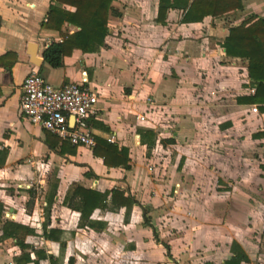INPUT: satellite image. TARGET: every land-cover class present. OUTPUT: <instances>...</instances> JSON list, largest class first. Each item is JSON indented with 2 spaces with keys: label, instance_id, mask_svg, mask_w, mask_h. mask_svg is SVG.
<instances>
[{
  "label": "crops",
  "instance_id": "0c3cea01",
  "mask_svg": "<svg viewBox=\"0 0 264 264\" xmlns=\"http://www.w3.org/2000/svg\"><path fill=\"white\" fill-rule=\"evenodd\" d=\"M158 2L114 0L104 45L73 49L53 68L42 57L62 39L41 27L50 0H0V264H22L26 253L25 264H220L232 242L248 257L240 264H264V251L256 262L254 250L256 230L264 231V170L255 163L264 136L254 137L264 111L237 101L254 93L247 61L222 46L230 27L264 19V0H240V8L196 22L182 21L184 8H169L164 23L156 21ZM76 29L65 23L61 32ZM32 68L54 86L80 83L97 93L90 129L100 147L126 151L127 168L23 117L21 83ZM241 158L248 167L238 166ZM76 186L108 193L104 205L81 217ZM171 191L177 196L164 195ZM6 224L5 231L19 226L27 247L3 237Z\"/></svg>",
  "mask_w": 264,
  "mask_h": 264
},
{
  "label": "trees",
  "instance_id": "16d2710c",
  "mask_svg": "<svg viewBox=\"0 0 264 264\" xmlns=\"http://www.w3.org/2000/svg\"><path fill=\"white\" fill-rule=\"evenodd\" d=\"M113 1L50 0L41 27L59 31L62 39L61 41H51L43 49L44 62L50 67H59L63 57L70 55L73 49H80L82 52H94L103 46L105 36L108 33L109 17L116 11L112 4ZM179 7L185 9L182 21L196 22L205 15L218 17L227 14L240 8L241 3L240 0H159L156 21L164 23L166 11L169 8ZM65 23L73 25L77 29L71 33L61 32V27ZM222 46L226 55L240 57L247 61V75L250 79V85L254 88V93L251 96L238 98L237 101L257 104L260 111H264V19L251 17L239 25L230 27L227 36L222 41ZM4 56H12L11 63L15 61L12 53L8 52ZM38 72L40 73V70ZM144 135L149 140L153 138V133L150 131H145ZM262 136H264V126L260 132L254 134V137ZM99 144L100 140L98 139L92 150L95 154L102 155L104 163L114 166L123 165L127 168L128 159L125 150H117L110 144L108 147H100ZM260 166L264 170V164H260ZM75 194L79 195L81 199L82 205L79 209L81 217H83L98 205L103 206V200L106 199L108 193L101 194L91 189L76 186ZM111 195L113 199L118 196L119 200L122 193L112 189ZM128 203H130L129 198L126 200V204ZM7 227L8 224L4 227L3 237H15L21 248L27 247L18 237L19 226L13 225L10 231H5ZM230 249V257L220 264H240L248 261V257L236 242H232ZM41 257H44V254ZM22 258H24L22 264L31 261L27 253L22 255ZM32 264H38L37 260L32 261Z\"/></svg>",
  "mask_w": 264,
  "mask_h": 264
},
{
  "label": "built area",
  "instance_id": "2783aa9c",
  "mask_svg": "<svg viewBox=\"0 0 264 264\" xmlns=\"http://www.w3.org/2000/svg\"><path fill=\"white\" fill-rule=\"evenodd\" d=\"M97 99V93L83 84L54 86L32 68L21 83L19 110L30 123L61 140L92 149L98 142L90 129ZM251 111L257 112L258 106L252 104ZM137 118L143 121L144 115H137ZM107 141L113 143L114 136H109Z\"/></svg>",
  "mask_w": 264,
  "mask_h": 264
},
{
  "label": "rangeland",
  "instance_id": "374dc122",
  "mask_svg": "<svg viewBox=\"0 0 264 264\" xmlns=\"http://www.w3.org/2000/svg\"><path fill=\"white\" fill-rule=\"evenodd\" d=\"M145 116H144V120H145ZM247 148V147H246ZM255 156H256V160H255V163L256 164H259V163H262V164H264V154H261V156H259L258 154H255ZM244 157H247L246 155L244 156ZM252 157V156H251ZM243 158H241V159H239L238 160V162H237V164H238V166L240 165V166H244V167H248L249 166V164H248V162L246 161V160H242ZM244 163H246V164H244ZM257 168H251L248 172H247V174H246V180H249L248 179V177H254V175H256V172H257V170H256ZM151 170V169H150ZM255 170H256V172H255ZM230 176H231V173H230ZM238 176V174L236 173L234 176L232 175L231 176V179L233 180V179H235L236 180V177ZM224 178H225V180L223 181V180H221L220 182H221V184L223 185V186H227V182L226 181H228V179H227V177H225L224 176ZM230 178V177H229ZM222 188V187H221ZM220 187L219 188H217V190L216 191H218V192H220V195H222V196H227L228 194L225 192V193H223L222 191H226L225 189H221ZM246 191H248V190H246ZM164 194V193H163ZM169 194L171 195V196H177V193H175V192H173V191H171V193H168V192H166V194H164L165 196H169ZM163 196V195H162ZM224 209H226V208H224ZM229 209H231V211L234 209V206H231V207H229ZM264 210V209H263ZM231 211L229 210V212L227 211V210H223V214L225 215V213H228V216L229 217H227V218H229V222L232 224L233 222V214L231 213ZM262 211V210H261ZM258 222H260V223H262L263 224V228H264V213H261L260 215H259V218H258ZM252 228V227H251ZM264 230V229H263ZM250 232H252V231H250ZM256 232H257V234H256V238H254V240L256 241V245H258V247H255L254 248V250H257V254L259 255L260 254V260H258L256 257V262H259V261H262V255L263 254H261L260 253V251L261 250H263L264 251V231L263 232H261L260 234H259V229L258 230H256Z\"/></svg>",
  "mask_w": 264,
  "mask_h": 264
},
{
  "label": "water",
  "instance_id": "95a60500",
  "mask_svg": "<svg viewBox=\"0 0 264 264\" xmlns=\"http://www.w3.org/2000/svg\"><path fill=\"white\" fill-rule=\"evenodd\" d=\"M29 45H30V48H31L29 50L30 62L38 67L41 64L42 58H40L39 56L36 55L37 49L35 48V44L34 43H30Z\"/></svg>",
  "mask_w": 264,
  "mask_h": 264
}]
</instances>
